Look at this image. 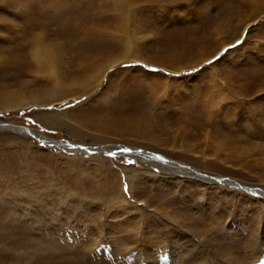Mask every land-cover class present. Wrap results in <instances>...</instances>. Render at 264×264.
Here are the masks:
<instances>
[{
  "label": "rangeland",
  "instance_id": "rangeland-1",
  "mask_svg": "<svg viewBox=\"0 0 264 264\" xmlns=\"http://www.w3.org/2000/svg\"><path fill=\"white\" fill-rule=\"evenodd\" d=\"M260 2L0 0V122L264 188ZM35 40L66 77L133 46L85 90L65 82L32 104L52 89ZM141 155L0 128V264H264L263 197Z\"/></svg>",
  "mask_w": 264,
  "mask_h": 264
},
{
  "label": "bare ground",
  "instance_id": "bare-ground-1",
  "mask_svg": "<svg viewBox=\"0 0 264 264\" xmlns=\"http://www.w3.org/2000/svg\"><path fill=\"white\" fill-rule=\"evenodd\" d=\"M259 3L260 2L259 0ZM40 43L39 40H35L34 44L36 45L33 53H32V57H33V61H35L38 65H40L41 67H44L46 69V73L43 74L44 77H46V79L52 84V89L48 90V91H42L40 95H32L31 97V103L32 104H40V103H52L51 101H55L56 99L60 98L61 96H63L64 94L58 89V87L60 86V84H63L65 82H77V86L79 85L80 87V91L85 90V88L89 85V83L91 82L90 79L94 76H98L100 74H103V72L112 64H115L117 62H120L125 60L126 58H131L130 56L127 55V51L129 50L130 47H132L133 45H130V43H124L121 49V54L120 52L118 53L119 56L112 58L111 60H107L106 62H103L102 64H95L93 62H91V57L90 56H86V57H80L78 58L76 64V68L70 73L68 72V76L66 77V73L63 76V74L59 73V71L57 70V63H56V59H55V55L54 52L51 49H45L42 48V46H37ZM123 52V53H122ZM137 57V56H136ZM41 70V69H40ZM85 71H89L92 72L91 75H89L88 77L84 78L83 81L80 80V78L84 75ZM63 77V78H62ZM212 80V79H211ZM83 83V84H82ZM70 84V83H69ZM210 84V83H209ZM68 85V84H66ZM83 86V88L81 87ZM215 90V89H214ZM55 115H51L50 117H46L48 121H53ZM0 128H5L17 133H21L24 136H26V133L23 131L22 126H16V125H12V124H5V122H0ZM34 133V132H33ZM64 145L59 143L58 141H54L52 142L51 145ZM113 147H111V145L107 146V147H103L102 149H106V150H111ZM116 148H125L128 149L129 153H127V151H120L119 154H136V153H142L143 155L140 156V158L143 157L144 161L148 160L149 162H153L155 163V161H158L157 163H159L160 166H162L163 168H165L167 171L169 172H176V173H180V174H184V175H191V176H195L196 178L205 181V182H215L214 180H212L209 177H205L199 170L191 168L189 166H181L183 164L172 161V160H165V162H163V158H165L162 155H155L153 153H149L148 151L145 150H141L139 148H135V147H127V146H119ZM114 148V149H116ZM117 149V150H118ZM73 150V148H72ZM86 153H92V154H96L97 152L92 149L90 147L89 151L83 150ZM165 171V170H164ZM217 183V182H215ZM222 184V183H219ZM223 184L228 185L229 187L233 188V187H237V188H241L245 191H249L248 188H245L244 184H242L240 181L235 180V179H229L228 181H225ZM254 187V186H251ZM263 189V190H262ZM259 193H263L264 195V188H258L256 189ZM122 201V200H121ZM130 235V234H129ZM125 238V237H124ZM100 239V238H99ZM130 239V238H129ZM127 242V240H125ZM96 243V242H95ZM136 244V243H135ZM97 245V244H96ZM101 247V246H100ZM131 248V247H129ZM134 249V248H133ZM132 249V250H133ZM130 254V253H129ZM142 261V260H141Z\"/></svg>",
  "mask_w": 264,
  "mask_h": 264
},
{
  "label": "water",
  "instance_id": "water-1",
  "mask_svg": "<svg viewBox=\"0 0 264 264\" xmlns=\"http://www.w3.org/2000/svg\"><path fill=\"white\" fill-rule=\"evenodd\" d=\"M6 124V123H5ZM22 128H23V131L27 134V135H29V136H33V137H35L37 140H39L40 142H42V143H44V144H47V145H50V146H52L51 144H52V142H54V141H58L59 143H61V144H65L66 146H68V148H70V149H72V148H78L80 151H83V150H86V151H89V149H90V147L92 148V149H94L97 153L98 152H101V153H103L104 155H106V156H109L108 155V153L109 152H113V153H115V155H113V156H118V155H121V156H126V157H128V155L125 153V154H119V152L122 150V149H125V148H116V149H114V148H112L111 150H106V149H99V148H97V147H92V146H85V145H78V144H72V143H68L65 139H62V140H53V139H51V138H47V137H44V136H41L40 134H38L37 132H35V131H33L32 129H30V128H27V127H23L22 126ZM34 132V133H33ZM103 148V147H102ZM118 149V150H117ZM122 152V151H121ZM127 153H129V151H127ZM153 154H155V155H158L157 153H154L153 152ZM165 160H167L166 158H163V162H165ZM181 166H183V165H181ZM204 175V174H203ZM205 176V175H204ZM206 177V176H205ZM207 177H209V178H211L212 180H214L215 182H217V183H224L225 181H228L229 179L228 178H226V177H221V176H207ZM244 185H246V184H244ZM245 188H248V190H249V192L253 195H256V196H260V197H263L264 198V195H263V193L261 192V193H259L256 189H258L259 187H251V186H249V185H246V186H244ZM261 189V188H260ZM263 190V189H262Z\"/></svg>",
  "mask_w": 264,
  "mask_h": 264
},
{
  "label": "snow or ice",
  "instance_id": "snow-or-ice-1",
  "mask_svg": "<svg viewBox=\"0 0 264 264\" xmlns=\"http://www.w3.org/2000/svg\"><path fill=\"white\" fill-rule=\"evenodd\" d=\"M122 151H128V149H122ZM108 155H109V156H113V155H115V153H113V152H109Z\"/></svg>",
  "mask_w": 264,
  "mask_h": 264
}]
</instances>
